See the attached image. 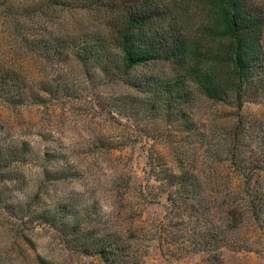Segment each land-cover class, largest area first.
<instances>
[{
	"label": "rangeland",
	"instance_id": "374dc122",
	"mask_svg": "<svg viewBox=\"0 0 264 264\" xmlns=\"http://www.w3.org/2000/svg\"><path fill=\"white\" fill-rule=\"evenodd\" d=\"M104 16L0 0V264H264V91L215 101L164 60L113 76L114 50L83 66L70 39Z\"/></svg>",
	"mask_w": 264,
	"mask_h": 264
},
{
	"label": "trees",
	"instance_id": "16d2710c",
	"mask_svg": "<svg viewBox=\"0 0 264 264\" xmlns=\"http://www.w3.org/2000/svg\"><path fill=\"white\" fill-rule=\"evenodd\" d=\"M97 1L105 14L103 32L92 42L84 35L70 39L71 52L83 66L97 51L114 50L119 66L112 68L113 76L164 60L175 66L181 82L215 101L233 96L242 107L248 87L257 84L264 91L263 1ZM169 86L175 90L176 85Z\"/></svg>",
	"mask_w": 264,
	"mask_h": 264
}]
</instances>
